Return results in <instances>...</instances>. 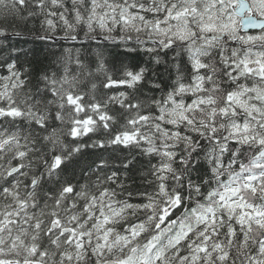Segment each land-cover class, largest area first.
I'll return each instance as SVG.
<instances>
[{
  "label": "snow or ice",
  "instance_id": "obj_1",
  "mask_svg": "<svg viewBox=\"0 0 264 264\" xmlns=\"http://www.w3.org/2000/svg\"><path fill=\"white\" fill-rule=\"evenodd\" d=\"M0 264H264V0H0Z\"/></svg>",
  "mask_w": 264,
  "mask_h": 264
},
{
  "label": "trees",
  "instance_id": "obj_2",
  "mask_svg": "<svg viewBox=\"0 0 264 264\" xmlns=\"http://www.w3.org/2000/svg\"><path fill=\"white\" fill-rule=\"evenodd\" d=\"M31 27V25H29ZM24 35L21 37H11L13 44L20 50L19 55L20 63L28 64L34 70L35 74H39L46 68L53 59L58 57L63 49L66 48H78L80 47L78 42L72 41H57L55 43L49 41H41L35 38V33H29L26 29H23ZM95 45H93V48ZM109 60L119 66L121 61L125 63L129 62L130 57L126 59L125 53L122 49L112 48L109 46L107 53ZM162 79L168 78V73L163 66L156 69ZM131 183V181H130ZM133 189L140 187L139 177L136 176L135 183L132 184Z\"/></svg>",
  "mask_w": 264,
  "mask_h": 264
}]
</instances>
